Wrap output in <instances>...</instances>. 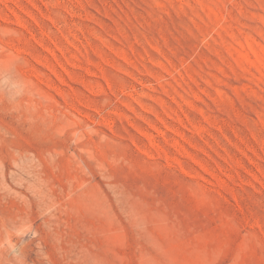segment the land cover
<instances>
[{
	"label": "rangeland",
	"instance_id": "obj_1",
	"mask_svg": "<svg viewBox=\"0 0 264 264\" xmlns=\"http://www.w3.org/2000/svg\"><path fill=\"white\" fill-rule=\"evenodd\" d=\"M0 264H264V0H0Z\"/></svg>",
	"mask_w": 264,
	"mask_h": 264
}]
</instances>
